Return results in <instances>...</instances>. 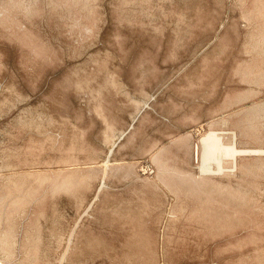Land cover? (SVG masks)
Returning a JSON list of instances; mask_svg holds the SVG:
<instances>
[{"label": "rangeland", "instance_id": "obj_1", "mask_svg": "<svg viewBox=\"0 0 264 264\" xmlns=\"http://www.w3.org/2000/svg\"><path fill=\"white\" fill-rule=\"evenodd\" d=\"M0 261L264 264V0H0Z\"/></svg>", "mask_w": 264, "mask_h": 264}, {"label": "crops", "instance_id": "obj_2", "mask_svg": "<svg viewBox=\"0 0 264 264\" xmlns=\"http://www.w3.org/2000/svg\"><path fill=\"white\" fill-rule=\"evenodd\" d=\"M211 132L215 134L216 139L222 144V147L228 149V154L224 155L220 152V148H221L220 144L214 145L211 148V151H215L217 154L215 160H213L216 162L217 165L214 163L216 166L213 165V167H209V166H211L212 162H211V160H208L205 164H203V166H199L201 172L213 174L215 171L214 169H216L215 172H221L224 169L225 164H229L231 168L235 167L238 157L243 156V154H241L242 149H238L235 146V139H234L235 136L231 133H225V134H230L232 136L231 140L229 142L225 143L223 141V137L221 136L223 134H219V133L214 132V131H209L207 134L202 136L199 141L201 142L202 139ZM156 162H157V160H156ZM207 165H209V166H207Z\"/></svg>", "mask_w": 264, "mask_h": 264}, {"label": "bare ground", "instance_id": "obj_3", "mask_svg": "<svg viewBox=\"0 0 264 264\" xmlns=\"http://www.w3.org/2000/svg\"><path fill=\"white\" fill-rule=\"evenodd\" d=\"M199 140H197V143L194 146V152L196 153V156H197V159H198V163H199V160H200V165L199 166H203V164H205L208 160H211L212 164H211V166H209V165H207V166L213 167V165L216 164V162L213 161V160H215L217 154H216L215 151H211V148L214 145H219L220 144V147H221L220 148V152L222 154H224V155L228 154V149L222 147V144L216 139L215 134L212 133V132L209 133L207 136H205L202 139L201 142ZM242 152L255 154L256 152H261V151H259V150H250V151H242ZM0 264H4V263L0 261Z\"/></svg>", "mask_w": 264, "mask_h": 264}]
</instances>
